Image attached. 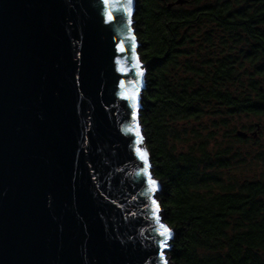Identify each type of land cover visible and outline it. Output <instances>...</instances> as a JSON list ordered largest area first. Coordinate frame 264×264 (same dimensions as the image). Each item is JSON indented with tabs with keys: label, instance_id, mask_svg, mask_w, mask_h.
<instances>
[{
	"label": "water",
	"instance_id": "95a60500",
	"mask_svg": "<svg viewBox=\"0 0 264 264\" xmlns=\"http://www.w3.org/2000/svg\"><path fill=\"white\" fill-rule=\"evenodd\" d=\"M135 7L0 0V264H164Z\"/></svg>",
	"mask_w": 264,
	"mask_h": 264
},
{
	"label": "trees",
	"instance_id": "16d2710c",
	"mask_svg": "<svg viewBox=\"0 0 264 264\" xmlns=\"http://www.w3.org/2000/svg\"><path fill=\"white\" fill-rule=\"evenodd\" d=\"M178 1L136 0L133 17L146 80L140 123L174 233L169 257L172 264H264V177L228 176L247 164L246 154L213 150L215 132L187 130L209 116L220 119L213 129L264 117V0ZM237 131L233 140L246 143L250 134Z\"/></svg>",
	"mask_w": 264,
	"mask_h": 264
},
{
	"label": "rangeland",
	"instance_id": "374dc122",
	"mask_svg": "<svg viewBox=\"0 0 264 264\" xmlns=\"http://www.w3.org/2000/svg\"><path fill=\"white\" fill-rule=\"evenodd\" d=\"M143 68L145 67L143 66ZM215 120L218 121L215 123H220V119L212 118L209 116L204 121L196 122L195 124L190 125L187 130L191 131L194 128L201 130L207 129L208 132L211 131V133L215 132V139L211 141V147L213 150H217L218 148L223 149L224 147L226 148L232 146L233 149H235L234 152L240 151V154H246L245 158L247 160V164L245 166L241 165L237 167V165H235L231 167L229 170L224 172L227 173L228 176H231L233 178H239L240 180L257 179L264 177V117L243 116L239 119L230 122L228 127H222L220 126V124H218L219 127L213 129L212 124ZM256 124H260L261 129L257 132V136L254 138L251 135V133H253L254 131L250 130V128L252 126H255ZM240 129L250 134V138L246 143L241 144L235 142L233 140V137H235V132L230 135L233 130L237 131ZM204 134L205 136L208 135V133L206 132ZM173 237L174 233L172 231V239ZM167 258L169 260V264H172L169 257V251L167 253Z\"/></svg>",
	"mask_w": 264,
	"mask_h": 264
},
{
	"label": "snow or ice",
	"instance_id": "6c2138e0",
	"mask_svg": "<svg viewBox=\"0 0 264 264\" xmlns=\"http://www.w3.org/2000/svg\"><path fill=\"white\" fill-rule=\"evenodd\" d=\"M146 175H148L149 182L153 185V187H156V182L154 180H152L150 173H146ZM153 203L155 204L156 201L154 200ZM158 207L159 206L157 205V208ZM157 219L159 220V217H157ZM160 229H161L160 235L162 237L167 238V237H169L171 235L170 230L164 224H160ZM165 247H166V243H162L161 244V249L163 250ZM161 258H162L164 264H167V258L164 255V252L163 251L161 252Z\"/></svg>",
	"mask_w": 264,
	"mask_h": 264
},
{
	"label": "flooded vegetation",
	"instance_id": "af4514ba",
	"mask_svg": "<svg viewBox=\"0 0 264 264\" xmlns=\"http://www.w3.org/2000/svg\"><path fill=\"white\" fill-rule=\"evenodd\" d=\"M229 1H236V0H229ZM234 7V6H233Z\"/></svg>",
	"mask_w": 264,
	"mask_h": 264
}]
</instances>
